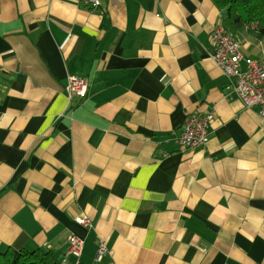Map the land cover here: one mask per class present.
Here are the masks:
<instances>
[{"label":"crops","instance_id":"1","mask_svg":"<svg viewBox=\"0 0 264 264\" xmlns=\"http://www.w3.org/2000/svg\"><path fill=\"white\" fill-rule=\"evenodd\" d=\"M219 15L212 0H0V252L264 264V115L224 94ZM233 36L264 56V38ZM70 75L86 91L67 107ZM209 111L207 143L180 150L186 115Z\"/></svg>","mask_w":264,"mask_h":264},{"label":"built area","instance_id":"2","mask_svg":"<svg viewBox=\"0 0 264 264\" xmlns=\"http://www.w3.org/2000/svg\"><path fill=\"white\" fill-rule=\"evenodd\" d=\"M79 2L95 9L101 7L104 0H79ZM219 16L221 21L214 25L210 34L209 55L226 78L224 94L238 97L245 107H257L258 113L264 115V56H246L241 50L240 42L223 25L221 13ZM66 85L70 93L67 97L68 107L74 96L80 99L84 97L86 82L70 75ZM213 117L211 111L204 114L197 112L187 114L179 133L174 137L178 148L192 151L205 145L209 138L208 125ZM76 221L88 224V220L84 217H76ZM67 245V253L79 256L83 248V239L72 234L67 238ZM105 250L104 241L99 239L96 258L100 259Z\"/></svg>","mask_w":264,"mask_h":264},{"label":"trees","instance_id":"3","mask_svg":"<svg viewBox=\"0 0 264 264\" xmlns=\"http://www.w3.org/2000/svg\"><path fill=\"white\" fill-rule=\"evenodd\" d=\"M220 10L222 23L232 34L240 30L252 31L264 38V0H212ZM0 264H61L50 251H30L14 244L0 252ZM77 264H86L79 261Z\"/></svg>","mask_w":264,"mask_h":264},{"label":"rangeland","instance_id":"4","mask_svg":"<svg viewBox=\"0 0 264 264\" xmlns=\"http://www.w3.org/2000/svg\"><path fill=\"white\" fill-rule=\"evenodd\" d=\"M221 13V12H220Z\"/></svg>","mask_w":264,"mask_h":264}]
</instances>
